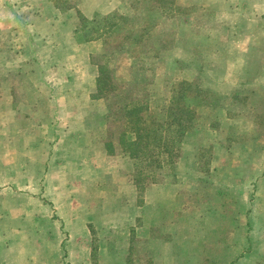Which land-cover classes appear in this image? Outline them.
Returning a JSON list of instances; mask_svg holds the SVG:
<instances>
[{
  "label": "rangeland",
  "instance_id": "rangeland-1",
  "mask_svg": "<svg viewBox=\"0 0 264 264\" xmlns=\"http://www.w3.org/2000/svg\"><path fill=\"white\" fill-rule=\"evenodd\" d=\"M213 1L0 0V138L25 129L30 142L17 144L19 153L27 147L37 152L44 140L45 150L52 149L60 159L75 155L78 168L84 169L46 171V196L54 201L47 203L56 201L58 216L64 217L63 264L75 261L68 255L71 234L81 233L79 224L71 222L75 218L89 230V264H264V127L256 126L264 121V113L249 103L234 109L215 106L213 96L200 95L199 104L204 103L198 105L190 130L196 133L183 138L178 151L167 152L174 156L171 164L166 152L159 156V165L148 158H131L119 142L127 121L118 111L123 104H148L146 123L151 127L153 120L165 121L169 106L172 118H184L181 94L193 102L194 93L181 88L193 90L197 82L183 78L198 66L193 58L213 55L201 40L214 35L188 20L194 12L200 19L196 11ZM113 12L124 16L113 20L123 28L107 35L108 46L115 50L103 60L111 85L105 96L96 97L95 62L101 45L78 43L74 30L82 23L79 14L90 19ZM131 35L138 39L132 45ZM121 41L124 45L118 50ZM171 56L177 62H171ZM11 92L17 94L14 103L26 110H19L25 116L22 123L18 116H8L6 97ZM208 98L210 105L205 103ZM176 101L180 104H173ZM53 106L60 111V121L51 133L45 124ZM68 126L77 133L68 134ZM175 130L156 138L162 142ZM109 140L111 153L105 149ZM200 144L204 150H197ZM7 157L0 152V217L12 219L26 214L27 208L37 214L30 200L41 199L35 188L41 175L37 170L9 174L17 187L27 182L28 190H15V198H7L3 188L10 177L2 163ZM14 161L22 164L20 158ZM247 210L251 227L246 226ZM9 219L0 226L10 230L24 224H10Z\"/></svg>",
  "mask_w": 264,
  "mask_h": 264
},
{
  "label": "crops",
  "instance_id": "crops-1",
  "mask_svg": "<svg viewBox=\"0 0 264 264\" xmlns=\"http://www.w3.org/2000/svg\"><path fill=\"white\" fill-rule=\"evenodd\" d=\"M208 5H203L204 10L196 11L200 14V19H195L194 12L189 16L188 21L191 22V25L205 29L207 32L213 30V37L206 34L201 40L202 43L210 46L213 55L207 54L193 58L198 66L195 67L193 75L183 79L196 80L197 86L201 90L208 96H213L212 104L215 106L221 104L227 109L228 106L234 109L236 107L244 108L245 104L249 103L254 110L264 113V0H214ZM200 7L201 5L198 6V8ZM179 8L181 6L174 7V9ZM197 22L199 25H196ZM195 41L197 42L198 38ZM169 60L173 63L177 62L173 56ZM16 97L17 94L14 95V92L7 93V113L12 119L18 116L22 123L25 118L22 112L26 110L21 104L14 103ZM209 101L210 99L206 100V102ZM207 104L210 105V102ZM56 107H52L54 110L51 115H48L49 120L45 124L48 125V131L51 133L60 121L58 113H56L60 111ZM74 121L88 125L84 120ZM256 124L257 127H264L263 119L258 120ZM213 125L215 128V124ZM68 127L66 129L68 134L73 136L77 133L75 129L72 130V127ZM5 135V139L0 138V152H5L8 156L5 158V162H2L5 165V170H8L6 175L8 178L10 177L6 182V187L3 188L7 192V198H15V190H28L27 182L19 183L20 186L17 187V183L14 184L13 177L9 174L17 173L15 170H37L36 173L41 175V178L35 188L39 190L37 194H41V199L32 197L30 200L32 205L37 206V214L33 213L35 210L27 208L24 210L26 213L24 215H17L12 219L5 216L4 222L9 219L10 224L12 222L24 223V226L13 227L10 230L0 226V264H63L62 261L67 254L63 250L65 243H63L61 231L64 217L58 216L61 209L56 201L54 204L47 203V199L52 203L54 201L46 196V171L84 169L83 167L78 168L77 162L74 161L75 155L74 157L66 155L69 160L66 157L60 159L52 149L45 150L47 146L44 147V140L39 141L42 145L38 146L37 152L27 147L22 150V156L19 153L21 149L17 150L15 146L19 143L26 146L25 143L30 142L26 138L25 129H22L21 133L17 135H11V133L8 135L5 133ZM57 139L53 138L52 141L55 142ZM232 140L229 141L232 142ZM49 141L52 144L51 140ZM15 157L22 159V164L16 165ZM42 178L43 183L41 182ZM70 204L72 205V202ZM46 207L49 209L47 213ZM39 211L45 213L40 214ZM245 217L251 227V215L247 213ZM5 218L0 217V224ZM71 222L79 224L81 233L80 236L77 232L74 235L71 234L68 255L70 253L75 256L74 264H89L91 256L88 244L90 241L88 242L89 238L87 237L89 230L85 227L84 221H80L78 218ZM10 227L11 225H9ZM139 229L141 230L139 227L137 232H140Z\"/></svg>",
  "mask_w": 264,
  "mask_h": 264
},
{
  "label": "trees",
  "instance_id": "trees-1",
  "mask_svg": "<svg viewBox=\"0 0 264 264\" xmlns=\"http://www.w3.org/2000/svg\"><path fill=\"white\" fill-rule=\"evenodd\" d=\"M123 15L120 13H110V14H99L96 13L93 18L87 19L85 16L79 14V21L82 22L80 25L78 24L77 27L74 30V38L77 40V42L86 43V42H100V49H101V57L97 59L95 62V65L97 67V77H96V97H103L105 96V93L110 87V80H109V74L110 71L106 67L104 59H106L111 53H114V47H109L110 44L108 40V34H110L114 29H117V31H120L123 27L118 26L116 22L113 20H121L123 19ZM98 18H100L98 20ZM116 31V32H117ZM122 32V30H121ZM130 43L131 41L138 42V39L136 36L131 35L129 36ZM124 42L121 41L118 45V50L123 47ZM132 45V43H131ZM94 58V57H93ZM183 84H188L187 82H183ZM194 87V86H193ZM181 90H186L187 93H194L193 97L190 101H185L186 95L181 94L183 103H181V111L184 113L182 119L180 118H172L173 112H171L170 106L168 107V111L170 110V113L168 114V117L165 119L164 122L158 123L155 120L151 122V126H148L146 121V114L149 110L148 104L144 105L141 104V101L139 102H133L132 104H123L119 106V112H123L125 116H127V121L125 125V130L120 135V140L124 146L126 152H129L131 158L139 157L140 159L148 158L150 159V163H157L160 164L159 156L161 153L169 152L176 150L178 151L180 146L179 143H181L182 139L188 137V139L192 136V133H196L195 129L194 131H190L193 124L192 121L197 118L198 113V105L199 107L203 106L204 100H202L199 104V101L202 99L204 95H207L203 90H201L198 86H196L193 90L189 88L187 85L184 88H181ZM202 96L200 99L199 96ZM185 96V98H184ZM178 99V98H177ZM144 102V101H143ZM185 102V103H184ZM206 103V100H205ZM173 104L179 105L180 102L176 101ZM172 105V104H171ZM162 108L156 110L157 115H161L160 112ZM179 111V112H181ZM181 112V114H182ZM175 113V117H176ZM157 116H155L153 119H156ZM161 127H164L161 133L167 132V134L170 133L171 128H175L174 135H166L163 141H159L161 139L156 138L161 133L157 132ZM128 132H130V136L128 135ZM132 137V138H131ZM158 139V140H155ZM194 143V142H193ZM113 142L111 140L105 142V149L107 152L111 153L112 151ZM197 146V150L201 151L204 150V147L200 145ZM203 147V148H202ZM162 149V150H161ZM182 149V147H181ZM161 150V152H160ZM163 151V152H162ZM165 153V154H166ZM170 153V152H169ZM167 153L168 160L167 163L171 164L174 163V156H171V154ZM248 210L245 213V216H247ZM249 221H246V225L249 226Z\"/></svg>",
  "mask_w": 264,
  "mask_h": 264
}]
</instances>
